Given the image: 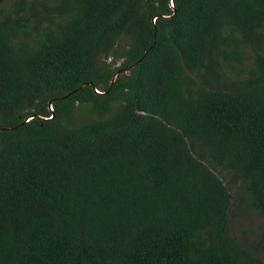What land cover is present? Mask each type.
I'll return each mask as SVG.
<instances>
[{
	"label": "trees",
	"instance_id": "trees-1",
	"mask_svg": "<svg viewBox=\"0 0 264 264\" xmlns=\"http://www.w3.org/2000/svg\"><path fill=\"white\" fill-rule=\"evenodd\" d=\"M173 4L0 0V264H264V0Z\"/></svg>",
	"mask_w": 264,
	"mask_h": 264
},
{
	"label": "rangeland",
	"instance_id": "rangeland-1",
	"mask_svg": "<svg viewBox=\"0 0 264 264\" xmlns=\"http://www.w3.org/2000/svg\"><path fill=\"white\" fill-rule=\"evenodd\" d=\"M113 60L114 57H110L109 60ZM120 62V60H119ZM119 62L117 64H119ZM232 193L235 194L234 189ZM230 219L232 223V231L234 235L247 244H258V231H261L263 226H259V222L252 228L249 219L255 220L258 216L250 209L246 210L245 213L238 211L234 213Z\"/></svg>",
	"mask_w": 264,
	"mask_h": 264
},
{
	"label": "water",
	"instance_id": "water-1",
	"mask_svg": "<svg viewBox=\"0 0 264 264\" xmlns=\"http://www.w3.org/2000/svg\"><path fill=\"white\" fill-rule=\"evenodd\" d=\"M171 4H172V6H174V4H173V0H171ZM116 75H117V73H116ZM116 75H115V77H116ZM98 91V90H97ZM52 108V107H51ZM34 116H38V117H41V115H29L26 119H25V121H28V120H30L32 117H34ZM53 116V115H52ZM45 118V117H44ZM46 118H50V117H46Z\"/></svg>",
	"mask_w": 264,
	"mask_h": 264
}]
</instances>
